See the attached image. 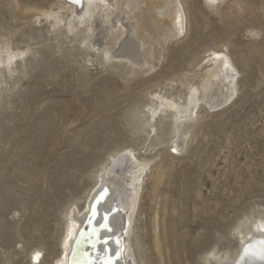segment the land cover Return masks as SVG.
<instances>
[{
  "label": "rangeland",
  "instance_id": "1",
  "mask_svg": "<svg viewBox=\"0 0 264 264\" xmlns=\"http://www.w3.org/2000/svg\"><path fill=\"white\" fill-rule=\"evenodd\" d=\"M15 1L57 0H0V38L29 48L11 73L0 70V264H29L34 251L36 264L57 259L66 208H80L108 156L126 151L150 162L129 239L136 264H156L147 224L156 207L167 263L203 264L205 251L233 255L237 226L264 221V0H179L183 36L164 42L138 31L149 62L143 70L104 64L80 44L82 26L65 34L64 23H33ZM213 54L236 69L237 93L217 110L199 104L180 153L171 148L170 114L156 118L149 138L135 129L134 110L154 93L182 95L177 81L199 77Z\"/></svg>",
  "mask_w": 264,
  "mask_h": 264
},
{
  "label": "bare ground",
  "instance_id": "2",
  "mask_svg": "<svg viewBox=\"0 0 264 264\" xmlns=\"http://www.w3.org/2000/svg\"><path fill=\"white\" fill-rule=\"evenodd\" d=\"M67 1L76 4L75 0H57L46 7H31L22 6L15 1L14 9L21 15L28 16L33 23L42 19L50 23L52 28H58L64 23L65 34H70L76 27L82 26L79 32L80 44L98 52L106 65L124 61L133 70H143L149 65L145 37L139 30L148 35L158 34L164 42L170 37L180 38L185 31L186 16L179 0H82L77 6ZM141 5L142 13L137 20L134 12ZM151 13H154L156 20ZM28 49L27 47L23 52L18 51L11 46L8 39L1 37L0 70L3 68L11 73L13 60L25 56ZM211 56L207 69L199 77L185 75L177 81L176 84L184 87L182 95L178 91L170 95L154 93L140 109L134 110L132 117L138 121L135 129H145L149 138L156 131V118L170 114L173 121L170 132L171 148L173 152L180 153L196 122L199 104L202 103L211 111L217 110L237 93V71L231 61L221 54ZM140 121H143L142 125ZM119 155L118 152L110 154L106 167L96 171L93 185L85 192L81 207L78 208L76 203H72L66 208L60 255L51 264H67L76 238L89 226L96 233L87 235L86 243L91 244L93 238L97 242L83 249L90 253V257L88 260L77 257L78 264H102L103 259L109 264H136L129 239L140 208L141 186L150 162L138 160L131 151ZM149 213L146 223L152 234L156 264H169L165 261L162 248L158 208ZM247 225L242 222L235 230L240 245L233 255L205 251L203 264H264V221L253 218L248 220ZM170 229L167 231L171 249L169 255L176 256L178 252L172 243L174 241L171 242L173 234ZM244 249H247L246 258L242 257ZM39 257L40 252L34 251L30 255L29 264H36ZM171 264H178L173 257Z\"/></svg>",
  "mask_w": 264,
  "mask_h": 264
},
{
  "label": "water",
  "instance_id": "3",
  "mask_svg": "<svg viewBox=\"0 0 264 264\" xmlns=\"http://www.w3.org/2000/svg\"><path fill=\"white\" fill-rule=\"evenodd\" d=\"M92 210H93V208H92ZM88 224H90V222ZM90 233H96V231L92 230L91 226H89L84 232L80 233L78 235V237L76 238L74 245H73V248H72L73 256L71 257V263H73L77 257L84 259V260L89 259L90 253L84 251L83 249L86 246H91V244L95 245V243L97 242L96 238H93L94 240H92L91 244L89 242L86 243L87 235H89ZM246 256H247L246 251L244 249L243 253H242V257L246 258ZM104 264H106V262Z\"/></svg>",
  "mask_w": 264,
  "mask_h": 264
},
{
  "label": "snow or ice",
  "instance_id": "4",
  "mask_svg": "<svg viewBox=\"0 0 264 264\" xmlns=\"http://www.w3.org/2000/svg\"><path fill=\"white\" fill-rule=\"evenodd\" d=\"M97 203H99V201H97ZM107 216H105V221H107ZM110 230V229H109ZM245 251H247V249L245 250ZM118 255V254H117Z\"/></svg>",
  "mask_w": 264,
  "mask_h": 264
}]
</instances>
